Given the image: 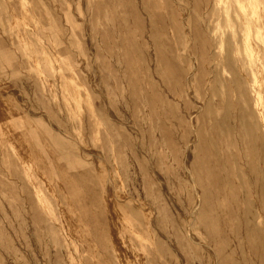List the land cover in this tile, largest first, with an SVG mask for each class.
Wrapping results in <instances>:
<instances>
[{
	"label": "rangeland",
	"instance_id": "rangeland-1",
	"mask_svg": "<svg viewBox=\"0 0 264 264\" xmlns=\"http://www.w3.org/2000/svg\"><path fill=\"white\" fill-rule=\"evenodd\" d=\"M234 11L0 0V264H264V26Z\"/></svg>",
	"mask_w": 264,
	"mask_h": 264
},
{
	"label": "bare ground",
	"instance_id": "bare-ground-1",
	"mask_svg": "<svg viewBox=\"0 0 264 264\" xmlns=\"http://www.w3.org/2000/svg\"><path fill=\"white\" fill-rule=\"evenodd\" d=\"M216 1H217V5H219V4H221L223 2V0H216ZM262 1L264 2V0H226V2L228 4H232V5L235 4L236 11H234V12H235V15L237 17H239L240 19H245V20L246 19H250L251 22H249L248 25H246V27L250 31L249 32V36H251V31H253L255 33V29H257V28L260 29L261 27L264 26V24H263L264 23L263 22L264 20L261 19V15H262L263 11L260 9V7H258V4L260 2H262ZM174 3H176V2L174 1ZM261 41L262 42H260V44H258L257 47L262 49V48H264V40H261ZM256 68H257L258 72H260L264 68V62H263V60L256 66ZM252 91H255V90L252 88ZM261 95L262 94L259 91L256 92V95H254V102L256 103V105L257 104H261L260 103L262 101V96ZM256 111L258 113V118H259L260 121L255 120V121L251 122V126L254 127V129L256 131H258V132L260 131V132H262L264 134V132H263L264 131V112L262 110H260V109L259 110H256ZM249 115H250V117H254L255 116L254 111L252 110L250 112V110H249L247 116H249ZM190 118L192 119V117H190ZM190 118H188V119H190ZM191 121H190V123H191ZM191 126H193V125H191ZM196 139H197V137H196ZM185 152H186V150H185ZM255 152H257L258 153V156L259 157L261 156V157L259 158V161H258V167H256V169L253 172V174H258L259 173L260 175H262V177H264V143L262 145H260V146H256L255 147ZM184 160H185V158H184ZM185 170H188V168L185 169ZM189 171H190V169H189ZM189 176H190V174H189ZM190 178L192 180L191 179H189V180L194 183V188L197 191V193H196L197 194L196 195V199L193 200L192 205H191V211L189 212V216H191V218L193 219V221H192V223H193L202 214V211H201V206H202L201 205V201H202V197H201V194H200V191H199V187H198V183H197V178H196V176L194 174V171H192ZM257 189H258L257 192L261 196L260 193H263V186L262 185H257ZM257 205H258V211H259V215H258V225H253L252 226V231L255 234V236L257 237L258 241L260 242L259 243V246L258 245H255V246H258V250H260V252L264 254V204L258 203ZM261 212L263 214H261ZM201 227H202V229H204V226L201 225ZM214 244L215 243H213L212 241H210V242H204L203 243V245H205L207 248H210L217 255V252H216L217 250H216V248L213 247ZM222 258H224V257H222ZM215 259H216V257H215ZM215 262H216V260H215ZM215 264H219V263L216 262Z\"/></svg>",
	"mask_w": 264,
	"mask_h": 264
},
{
	"label": "crops",
	"instance_id": "crops-1",
	"mask_svg": "<svg viewBox=\"0 0 264 264\" xmlns=\"http://www.w3.org/2000/svg\"><path fill=\"white\" fill-rule=\"evenodd\" d=\"M0 22H1V20H0ZM14 29H16V26L14 27ZM14 29H13V30H14ZM0 32H1V28H0ZM0 54H1V52H0ZM8 64H9V62H8Z\"/></svg>",
	"mask_w": 264,
	"mask_h": 264
}]
</instances>
